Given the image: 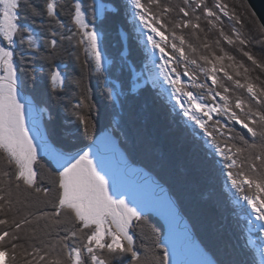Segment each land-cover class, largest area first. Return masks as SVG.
<instances>
[{
    "label": "snow or ice",
    "instance_id": "6c2138e0",
    "mask_svg": "<svg viewBox=\"0 0 264 264\" xmlns=\"http://www.w3.org/2000/svg\"><path fill=\"white\" fill-rule=\"evenodd\" d=\"M60 7L63 0H0V165L8 169H0V264H264V80L250 76L219 39L215 47L222 55L207 40L194 45L184 34L187 29L199 40L203 18L209 31L216 29L227 44L240 45L253 69L264 74V62L244 50L250 43L264 46L261 18L254 11L242 18L223 0L211 6L207 0H123L112 13L123 12L128 32L144 41V48L137 44L143 65L138 70L129 53L110 58L104 47L109 6L74 0L71 27L61 18ZM244 7L247 11L250 6ZM221 15L230 22L231 35L225 33ZM36 17L47 23L41 20L37 26ZM245 27L256 34L253 39L245 37ZM71 48H82L83 63L100 74L98 83L102 79L106 89L100 93L102 103L69 91L81 80L57 57L71 56ZM149 56L151 68L143 63ZM225 59L233 63L226 66ZM45 64L46 77L41 75ZM240 69L243 83L235 78ZM200 75L204 82L198 83ZM44 79L63 92L54 99L43 89ZM225 79L246 90V98L230 93ZM29 84L39 93L38 103L24 94ZM138 91L152 93L164 104L193 148L202 149L220 168L241 243L223 244L210 256L188 225L178 230L171 224L167 238L154 240L151 249L137 243L135 229L155 196L141 181L163 191L155 179L132 168L121 149L128 143L125 107L139 98ZM62 97L69 99L58 130L51 109ZM236 125L242 126L240 131ZM44 159L55 169L48 171L47 184L40 177ZM163 208L171 213L172 202L166 200ZM68 221L71 228L65 227ZM153 250H163L162 255Z\"/></svg>",
    "mask_w": 264,
    "mask_h": 264
},
{
    "label": "trees",
    "instance_id": "16d2710c",
    "mask_svg": "<svg viewBox=\"0 0 264 264\" xmlns=\"http://www.w3.org/2000/svg\"><path fill=\"white\" fill-rule=\"evenodd\" d=\"M43 0H37V3H42ZM97 0H83L85 4H94ZM109 6V11L105 13L107 19L104 21V34L102 40L104 47L107 49L110 58H114L117 53L126 51L129 53L128 60L135 62L139 70L143 65L140 63L141 56L137 49V44L140 48H144L143 43L136 39L135 35L128 32L129 24L125 23L123 12L120 15L113 16L112 10L117 4H122L123 0H98ZM173 4H181L182 0H171ZM209 6L214 3V0H207ZM230 9L235 8L242 18H248V12L251 8L245 10L244 5H248L246 0H223ZM74 0H63V7L58 9L61 18L71 27V8ZM197 10V15H199ZM92 17L89 16V19ZM32 19L31 17L29 18ZM130 19V18H128ZM223 28L225 33L231 35V24L227 17L221 15ZM36 25L39 26L41 20L47 23L46 18L36 17ZM248 20L246 19V23ZM255 23V22H253ZM204 32L199 33V40L191 36L189 30H184L185 38L194 45H202L207 40L213 45L217 55H222L218 47H215V41L220 40V47L229 55L235 57V62L243 61L249 69V75L252 77L260 76L264 80V74H261L258 69L254 70L251 61L244 57L239 51L240 45H229L224 41L216 29L209 31L210 26L205 19L200 21ZM46 30V29H45ZM75 30V29H73ZM244 35L248 39H253L255 33L250 34L248 28L243 29ZM75 44V41H73ZM67 47V45H66ZM245 51H251L258 60L264 62V46L250 43L245 46ZM71 56L67 53H62L57 57V61L62 62L68 67L65 69L70 72L73 77L81 80V85H75L69 90L73 95L86 94L93 98L97 104L102 103L100 93L103 89V80L98 83L97 77L100 75L91 69L90 65H85V53L83 49H69ZM79 56V60L76 56ZM147 55V52H146ZM147 59H144L145 64ZM226 66L230 62L227 59L223 62ZM27 70V66H24ZM31 67L40 69V64L33 63ZM183 65H181V68ZM219 67V66H218ZM229 74L234 75L233 69L226 67ZM48 65H44L42 76L48 75ZM241 75L235 77L244 82L243 69H240ZM147 75V70H145ZM222 73L218 75V81L222 77ZM129 74L125 73L123 79L127 82ZM198 83L204 82V77L199 76ZM211 84V81H208ZM225 86L229 88L230 93L247 96L246 90L235 89L230 81L225 79ZM150 87L141 85V88ZM43 89L51 92L55 99L56 92H63L62 89H53L50 80H43ZM90 89V91H86ZM192 90V89H189ZM222 91V89H218ZM27 96L32 98L34 102H39V93L33 91V86L29 84L25 89ZM137 100H130L125 107V131L128 132L127 145H121V149L126 152L128 162L134 167L147 173L167 191L171 201L178 207L186 224L192 231L194 239L206 247L209 255L217 250L223 244L236 245L241 243L237 237L239 232L235 228V222L231 216V207L229 202L231 194L225 186V181L220 168L215 161H209L205 158L202 149H194L190 141L183 134L182 129L173 121L172 115H169L168 109L152 93L139 92ZM69 97H62L59 103L52 105V115L54 126L59 130L64 126L63 106L67 104ZM76 102L75 99L72 101ZM166 102V101H165ZM47 107V105H40ZM237 131L241 130L240 125L235 126ZM246 132V130H244ZM247 138V137H246ZM43 165L40 171V177L43 182H49L48 171H54V167L49 163L48 159L41 161ZM0 169L8 170L6 166L0 165ZM5 186L6 183H5ZM71 222L68 221L66 228H71ZM155 229V233H153ZM138 236L137 243H147L148 247L152 248L154 240L163 241L165 228L164 224L154 213H145L144 222L135 229ZM155 255H162L163 250H153ZM7 259V258H6Z\"/></svg>",
    "mask_w": 264,
    "mask_h": 264
},
{
    "label": "rangeland",
    "instance_id": "374dc122",
    "mask_svg": "<svg viewBox=\"0 0 264 264\" xmlns=\"http://www.w3.org/2000/svg\"><path fill=\"white\" fill-rule=\"evenodd\" d=\"M140 41L144 44L143 39L141 38ZM147 51H150L147 50ZM151 59L152 57H148V66L151 68ZM130 166L132 168L138 169L137 167H134L130 162ZM143 172V171H142ZM147 176H149L147 173L143 172ZM151 177V176H149ZM152 178V177H151ZM153 179V178H152ZM127 183V179L125 181ZM141 187L144 188L145 190H154L155 191V196L153 197V207L149 208L146 213H154L156 216L161 220V222L164 224L165 228V234H164V239L167 238L168 233H169V225L171 224L173 227L179 226L178 230H182L184 225H187L183 216L181 215L180 211L178 210V207L171 201L169 198V195L167 191L164 190V188L160 185V187L163 189L161 192L159 189H155L154 186H151L150 188L146 185H144L143 181H141ZM171 201L173 205V211L171 213L167 212L164 210L163 205L165 201ZM193 236V235H192ZM194 239V237H193ZM195 240V239H194ZM179 258H184V257H179Z\"/></svg>",
    "mask_w": 264,
    "mask_h": 264
},
{
    "label": "water",
    "instance_id": "95a60500",
    "mask_svg": "<svg viewBox=\"0 0 264 264\" xmlns=\"http://www.w3.org/2000/svg\"><path fill=\"white\" fill-rule=\"evenodd\" d=\"M246 2L250 6L251 10L256 13L257 17L261 18L260 22H264V0H246Z\"/></svg>",
    "mask_w": 264,
    "mask_h": 264
}]
</instances>
